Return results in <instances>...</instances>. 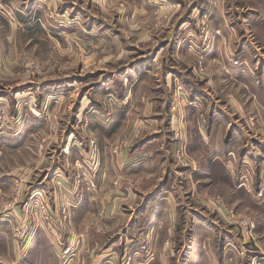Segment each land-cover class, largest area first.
Instances as JSON below:
<instances>
[{"label":"rangeland","instance_id":"rangeland-1","mask_svg":"<svg viewBox=\"0 0 264 264\" xmlns=\"http://www.w3.org/2000/svg\"><path fill=\"white\" fill-rule=\"evenodd\" d=\"M249 7L0 0V264H93L91 245L104 264L136 248L139 264H236L240 219L263 222L236 194L264 179V11Z\"/></svg>","mask_w":264,"mask_h":264},{"label":"crops","instance_id":"crops-1","mask_svg":"<svg viewBox=\"0 0 264 264\" xmlns=\"http://www.w3.org/2000/svg\"><path fill=\"white\" fill-rule=\"evenodd\" d=\"M243 1L246 2V3H252V0H243ZM255 1H256L257 4H259L260 7H254V8L253 7H249V8H251L252 10H255L256 12H258V11L261 12L260 10H263L264 11V0H255ZM17 2H18V0H14V3H17ZM150 6H152V4ZM25 20L26 19L24 18L23 19V22ZM254 89H255L254 85H249L248 86L249 93H252L254 91ZM255 92H259V91L257 90ZM175 115L173 116L174 118H175ZM8 135L12 137L11 138L12 141L13 140L14 141H19V138L20 137H18L19 136V132L18 131L13 132V133H9ZM67 145H69V143H67ZM221 152H223V151H220V153ZM54 160H56L55 156L51 157V163H53ZM263 169H264V166L262 167V171H261L262 173L264 171ZM262 173H260V176L263 179L264 178V173L263 174ZM56 174H57L56 176L59 175V173H56ZM56 176H54V182L56 181V179H58ZM57 183L59 184V186L61 188L64 189L63 192H65V191L67 192L68 191V194L69 193H72L73 194V192H74V185H72V182L70 180L61 179L60 182H57ZM261 184H262V182L259 183V181H257L255 183V185H252L251 181L242 182L241 180L239 181L238 179H236V192H237L236 194L238 195V198L240 200H244L245 202H248V204L251 207H253V209H255L261 215L262 220H263V222L262 221L260 222V225H256L257 229L255 228L254 230H248V229L243 228L244 230H242L241 234L236 233V251L238 253V254H236V264H239V260H238L239 256H241L240 259H241V262H242L243 260H245L246 255H248V254H254V253H261L260 255L262 257L260 255H250L249 260L250 259H251V261L253 260L254 264H264V262H262L261 260H259V259L264 258V252H261V250H264V230H263L264 226H262V224L264 225V198L262 199V202L259 203L258 200H257V196L254 195V194H257V192L259 191V188H260ZM70 185L72 186L71 188H70ZM38 195H43V192L42 193H38ZM55 195L56 196H54V197H56V198L53 197L54 198L53 199L54 200L53 204L55 203V206L53 207V209L55 210L54 213H56L55 214V217H57L56 216L57 215V212H58V201H57V197H59V196L57 194H55ZM68 197H70V195H68ZM76 197H79L80 198V196H76ZM249 197H250V199L253 198L255 200L254 201L255 203L253 201H250ZM17 198L19 199V197H17ZM15 200H16V198H15ZM48 204H50V203H48ZM67 204H70L71 209L77 208L74 211V213H73V215L75 214L74 217H76V215H78V213H79L80 207H77L78 205L76 203L75 197L73 196V198L71 199V201H68ZM13 214H15V211H13ZM60 225H61V223H60ZM58 226H59V224H58ZM261 226H262V228H261ZM59 228L61 229L60 226H59ZM259 230H263V231H259ZM94 232H90L89 234L80 233V234H74V235H72V237L70 239V247L72 246L73 250L76 247H79V244L76 245V243H75V241L78 239L77 237H81L83 235H86L87 237L99 236L98 233H96V232L94 233ZM74 238L75 239L77 238V239L75 240ZM250 246L251 247L257 246L258 247V250H260V251L259 252H253V251L251 252L249 250L251 248ZM86 248H88V247H86ZM96 250H97L96 247L95 246H92V245L90 246V249L88 248V250H87V252H89V254H90L89 257L93 260V261L91 260L92 263L93 264H104L105 262H107L108 260H106V258L108 257L109 254H106V253L109 252V249L103 250V252L101 254H98V255L97 254H94V253H96ZM136 251H138L137 248H136ZM73 253L74 254H73V258L71 259V262L72 261L73 262H75V261L79 262L80 261V259H79L80 257H79L78 252L75 253V251H74ZM137 256L138 257H141L142 254L141 253H138ZM58 258H60V256H58ZM57 262L59 264L62 263V261L60 262V260L59 261L57 260ZM241 264H243V263H241Z\"/></svg>","mask_w":264,"mask_h":264},{"label":"built area","instance_id":"built-area-1","mask_svg":"<svg viewBox=\"0 0 264 264\" xmlns=\"http://www.w3.org/2000/svg\"><path fill=\"white\" fill-rule=\"evenodd\" d=\"M263 193H264V179L262 181V184H261V186L259 188V191H258L257 195L259 197H262ZM239 224L241 225V227H243L245 229H248V230H252L255 227L254 221H252L250 218H241ZM144 249H145V246L144 245L141 246L140 250H142V252H143ZM69 250H70L69 247L66 248L64 254L66 252H69ZM135 253L138 254V253H140V251L139 250L135 251ZM135 257H137V256L136 255H132V256L128 255L125 258V255H124L121 264H139L138 262L135 263Z\"/></svg>","mask_w":264,"mask_h":264}]
</instances>
